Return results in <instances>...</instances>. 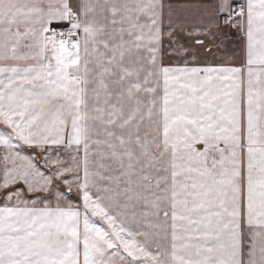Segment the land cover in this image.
<instances>
[{
	"label": "snow or ice",
	"instance_id": "6c2138e0",
	"mask_svg": "<svg viewBox=\"0 0 264 264\" xmlns=\"http://www.w3.org/2000/svg\"><path fill=\"white\" fill-rule=\"evenodd\" d=\"M164 12L0 0V264H264V0ZM176 27L245 33L246 72L163 66Z\"/></svg>",
	"mask_w": 264,
	"mask_h": 264
},
{
	"label": "crops",
	"instance_id": "0c3cea01",
	"mask_svg": "<svg viewBox=\"0 0 264 264\" xmlns=\"http://www.w3.org/2000/svg\"><path fill=\"white\" fill-rule=\"evenodd\" d=\"M206 0L200 1L205 2ZM28 3H38L47 9L49 4L55 5L58 0H25ZM77 0H73L75 4ZM169 0H164L165 4V12H164V30L168 31V4ZM240 3L242 5H246L247 0H232V3ZM209 5L202 10L201 17L195 20L196 24L204 18L206 12L211 10V5L214 3V0H207ZM198 5V4H197ZM200 8H195L196 15L199 14L197 10ZM183 13H179V16H185L184 20L188 23L190 22V18L186 15H182ZM178 20V19H177ZM172 21V19H171ZM173 25H177L172 21ZM53 26H66L65 22H61L59 24L54 23ZM186 26V25H185ZM188 27V26H186ZM191 29L190 27H188ZM204 39V45L198 46L195 44V41L190 39L185 32H182L179 27H176L173 38L169 39L167 35L163 37L162 40V49H161V64L166 67H177V66H197V67H206V66H226V67H245L246 72V64H247V39L246 34L242 33L237 29L236 32H230L228 28L221 27L219 30H214L211 35L201 37ZM175 40V41H173ZM180 43V44H179ZM176 44L175 51L180 54V58H175L177 61L175 64H171L172 61L168 60V48ZM178 44V45H177ZM184 49H187L185 52V59H181L183 56ZM188 51H190V57L188 55ZM177 55V54H176ZM182 55V56H181ZM189 57V58H188ZM170 61V63L168 62ZM257 69L259 66H255ZM244 91L246 97L247 84H246V75H245V84ZM3 159V156L0 154V162ZM16 187V186H14ZM31 193H27L26 197H30ZM34 194V193H33ZM71 199V198H70ZM54 204V202H52ZM78 204V203H73ZM0 205L2 203L0 202ZM170 223V222H169ZM170 231V229H169ZM248 238L247 227H246V240Z\"/></svg>",
	"mask_w": 264,
	"mask_h": 264
},
{
	"label": "rangeland",
	"instance_id": "374dc122",
	"mask_svg": "<svg viewBox=\"0 0 264 264\" xmlns=\"http://www.w3.org/2000/svg\"><path fill=\"white\" fill-rule=\"evenodd\" d=\"M200 1H203V0H169V2L167 4V8H168L167 10H168V16H169V8L171 9V16H169L168 18L172 19V21L175 24H177V25H184V26L186 25V26L192 28L193 25H196V22H194V21L201 17V14H202L201 12L204 11L202 9L209 5V3H207V0L205 2H201V3H200ZM233 5H235V6L237 5L239 7L242 4L235 2V3H233ZM198 7L200 8L199 10H197V12H199V14L196 15V13L194 11H195V8H198ZM179 13L180 14L183 13L184 15L188 16V18H190L189 19L190 22L188 23L187 21L184 20L185 16L180 17ZM54 27H56L57 31H66L68 26L66 25L65 27L64 26H54ZM225 28H227V27H225ZM229 31L230 32H236L237 30H235V31L229 30ZM173 41H175V40H173ZM173 46L174 47L171 46L170 48H168L170 50H168V54H167L168 60L172 61L171 64H175L177 62L175 60V58H180V54H179L180 52L177 53L175 51L176 44H174ZM185 52L186 51L182 52L183 56L181 55L182 56L181 59H185V56H184V55H186ZM188 55L190 57V51H188ZM170 61H168V62L170 63ZM19 151L24 156H27V157H30V158H34L38 162V166L43 167V159H42V157L37 156L38 150H35V149L28 148V147L24 146L21 149H19ZM0 154L2 156L4 155V150L2 148H0ZM3 166H4V161L2 159L1 162H0V170L3 169ZM9 166H11V161H9ZM18 187L23 188V185H19ZM61 188H63V185H61ZM27 193L28 192L25 189L24 198L28 199L29 201H31L33 199H36L37 195H41V196L47 195V194H33V193H31L29 195L30 197H26ZM70 198H71L73 203H80L79 198L75 194V191H73V193L71 194ZM49 200L51 202L55 203V194L54 193H53L52 196L49 197ZM0 202L2 203V198H0Z\"/></svg>",
	"mask_w": 264,
	"mask_h": 264
},
{
	"label": "built area",
	"instance_id": "2783aa9c",
	"mask_svg": "<svg viewBox=\"0 0 264 264\" xmlns=\"http://www.w3.org/2000/svg\"><path fill=\"white\" fill-rule=\"evenodd\" d=\"M235 6V5H234ZM235 7H237L238 8V6L236 5ZM229 30H231V31H235V30H237L236 28H233V27H227Z\"/></svg>",
	"mask_w": 264,
	"mask_h": 264
}]
</instances>
